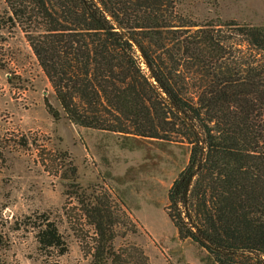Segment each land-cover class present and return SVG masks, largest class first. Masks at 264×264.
I'll return each instance as SVG.
<instances>
[{
	"label": "trees",
	"instance_id": "1",
	"mask_svg": "<svg viewBox=\"0 0 264 264\" xmlns=\"http://www.w3.org/2000/svg\"><path fill=\"white\" fill-rule=\"evenodd\" d=\"M5 1L72 123L188 145L165 206L178 236L216 264H264V25L190 22L175 0ZM217 25L241 37L247 60ZM83 212L90 264H148L141 248L115 247L108 205ZM36 238L61 244L52 222Z\"/></svg>",
	"mask_w": 264,
	"mask_h": 264
},
{
	"label": "rangeland",
	"instance_id": "2",
	"mask_svg": "<svg viewBox=\"0 0 264 264\" xmlns=\"http://www.w3.org/2000/svg\"><path fill=\"white\" fill-rule=\"evenodd\" d=\"M175 9L195 23L264 25V0H175ZM215 30L231 41L230 55L249 58L241 37L225 25ZM188 156L180 141L72 123L25 32L0 0V264H90L93 227L83 208L95 201L116 216L115 247L141 248L148 264H216L206 249L178 236L165 211L170 184ZM48 222L60 246L37 241Z\"/></svg>",
	"mask_w": 264,
	"mask_h": 264
}]
</instances>
